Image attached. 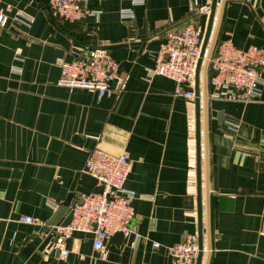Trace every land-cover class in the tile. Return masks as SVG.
<instances>
[{
  "label": "crops",
  "instance_id": "crops-1",
  "mask_svg": "<svg viewBox=\"0 0 264 264\" xmlns=\"http://www.w3.org/2000/svg\"><path fill=\"white\" fill-rule=\"evenodd\" d=\"M47 1L0 0V12L9 16L0 26V264H174L169 246L198 233L196 106L174 95L173 80L148 79V69L169 29L190 22L207 27L209 16L201 11L212 0H199L193 12L188 0L135 6L91 0L98 15L66 23ZM128 7L134 17L122 18L120 10ZM20 9L35 18L31 27L15 20ZM216 15L217 41L264 48V0H224ZM84 45L119 62L123 91L99 97L95 90L57 84V61L73 60ZM17 50L23 61L14 60ZM14 63L21 74L12 72ZM212 92L208 80V98L201 99V172L210 251L202 264H264V87L255 101ZM229 120L239 128L228 127ZM95 149L130 156L125 187L137 194L133 233L112 236L100 252L92 234L74 232L63 258L51 226L63 224L72 207L98 189L84 171ZM22 214L36 222H19Z\"/></svg>",
  "mask_w": 264,
  "mask_h": 264
},
{
  "label": "built area",
  "instance_id": "built-area-1",
  "mask_svg": "<svg viewBox=\"0 0 264 264\" xmlns=\"http://www.w3.org/2000/svg\"><path fill=\"white\" fill-rule=\"evenodd\" d=\"M91 0H48V5L57 18L65 22H76L98 15L101 10L90 3ZM132 5H141L145 0H131ZM190 10L198 9L199 0H188ZM202 15L209 16L210 8H203ZM122 18H133L132 7L120 10ZM15 20L31 27L35 18L24 10H18ZM7 12H0V26H7ZM206 28L195 23L169 29L161 43L155 58V64L148 69V79L161 75L176 83L174 95L189 102H195L197 63L201 55ZM14 60L23 61L20 50L15 52ZM61 68L59 86L69 89L81 88L98 92L99 97L113 96L123 91L126 76L121 72L120 64L104 49H93L84 45L71 61L60 59ZM12 72L22 73V67L14 63ZM209 84L213 88L212 96L232 101L258 100L264 87V48L250 45L239 48L231 38L219 39L209 62ZM116 85L112 86V82ZM230 128H239L234 121H227ZM132 170V161L127 152L113 154L101 149L92 150L87 158L84 171L97 181L98 189L72 207V219L67 225L51 226L55 234L54 246L61 257L66 258L69 250L65 242L74 232L93 235V247L103 252L107 241L114 235L133 233L130 222L135 216L133 200L135 191L125 187ZM54 208L58 203L49 201ZM18 221L26 224L36 222L30 215H20ZM138 234L132 246L136 245ZM160 246L153 242V247ZM174 264H195L200 247L198 233H189L183 242L169 246Z\"/></svg>",
  "mask_w": 264,
  "mask_h": 264
},
{
  "label": "water",
  "instance_id": "water-1",
  "mask_svg": "<svg viewBox=\"0 0 264 264\" xmlns=\"http://www.w3.org/2000/svg\"><path fill=\"white\" fill-rule=\"evenodd\" d=\"M224 0H212L210 6V15L207 23V27L204 35V42L200 58L197 63L196 69V85H195V106H196V149H197V175H198V236H199V247L200 251L195 264H202L203 256L205 251H210V226H208V242L207 247L204 241L203 232V190H202V172H201V99L202 97L206 100L208 98V75H209V62L214 51L217 36L219 32V21L216 27H214L215 17L220 8L223 5ZM220 20V19H219ZM203 67V81L204 90H201V71ZM54 217H57L54 216ZM72 219V210L70 217L62 225H67ZM56 222V219L52 221ZM58 222V221H57ZM56 225V224H53ZM124 236L122 233H119Z\"/></svg>",
  "mask_w": 264,
  "mask_h": 264
},
{
  "label": "bare ground",
  "instance_id": "bare-ground-1",
  "mask_svg": "<svg viewBox=\"0 0 264 264\" xmlns=\"http://www.w3.org/2000/svg\"><path fill=\"white\" fill-rule=\"evenodd\" d=\"M217 16V15H216ZM216 18V17H215ZM214 25H215V23H214ZM202 70H203V67H202ZM202 74H203V72L201 71V77H202Z\"/></svg>",
  "mask_w": 264,
  "mask_h": 264
},
{
  "label": "trees",
  "instance_id": "trees-1",
  "mask_svg": "<svg viewBox=\"0 0 264 264\" xmlns=\"http://www.w3.org/2000/svg\"><path fill=\"white\" fill-rule=\"evenodd\" d=\"M63 23H66V22L64 21ZM209 74H210V72H209Z\"/></svg>",
  "mask_w": 264,
  "mask_h": 264
}]
</instances>
